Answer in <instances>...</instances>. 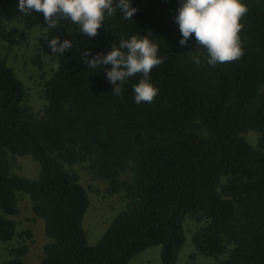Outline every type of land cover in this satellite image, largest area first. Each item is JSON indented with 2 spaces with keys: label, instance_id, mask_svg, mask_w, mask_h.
<instances>
[{
  "label": "trees",
  "instance_id": "obj_1",
  "mask_svg": "<svg viewBox=\"0 0 264 264\" xmlns=\"http://www.w3.org/2000/svg\"><path fill=\"white\" fill-rule=\"evenodd\" d=\"M17 2L0 0V40H9L12 26L35 32L53 68L45 103L35 111L0 56L3 264H27L34 237L19 232L14 219L26 197L43 223L40 264H129L155 246L162 264H176L189 222L197 254H227L220 264H264V0H244L242 55L215 66L194 39L179 44L174 16L181 0H132L133 19L117 11L94 37L66 18L49 27L40 12H17ZM139 33L157 43L161 62L150 72L157 95L136 104L139 74L116 95L102 66L88 68L87 60ZM53 38L72 47L53 54L47 44ZM26 157L39 166L33 179L16 171L17 159ZM84 180L124 205L95 245L83 226L93 188Z\"/></svg>",
  "mask_w": 264,
  "mask_h": 264
},
{
  "label": "clouds",
  "instance_id": "obj_2",
  "mask_svg": "<svg viewBox=\"0 0 264 264\" xmlns=\"http://www.w3.org/2000/svg\"><path fill=\"white\" fill-rule=\"evenodd\" d=\"M16 8L26 15L33 10L42 13L49 27L66 18L87 37L97 35L105 19L117 11L125 20L133 19L137 11L132 0H18ZM247 11L244 0H181L174 16L181 37L179 44L187 46L190 38L194 39L206 53L210 66L238 59L242 55L241 19ZM47 44L53 54H64L72 47L67 39L53 38ZM192 61L199 65L201 58L193 56ZM160 62L157 43L148 34L139 33L119 39L106 54L87 60V65L88 68L102 66L116 95H120L121 85L139 74L141 78L133 84L132 91L134 102L141 104L151 103L157 95L158 89L150 82V72Z\"/></svg>",
  "mask_w": 264,
  "mask_h": 264
},
{
  "label": "rangeland",
  "instance_id": "obj_3",
  "mask_svg": "<svg viewBox=\"0 0 264 264\" xmlns=\"http://www.w3.org/2000/svg\"><path fill=\"white\" fill-rule=\"evenodd\" d=\"M9 30L8 41L0 40V56L6 57L8 64L13 68L19 79L24 83L28 91L29 105L35 110H40L44 103V87L52 72V64L48 58H44L34 40L35 32H23L17 27V31ZM41 55V61L38 55ZM39 166L31 158L17 159V173L20 176L33 179L37 177ZM85 186L90 183L84 180ZM93 187V183H92ZM90 188V187H89ZM98 188L99 191L93 190ZM90 188L91 204L83 220V226L87 232L90 245H95L112 222L113 217L120 212L122 202L116 196L105 195L104 188L97 183ZM30 201L26 198L21 200V212L14 219L18 224V231L30 230L34 237V242L28 241L29 251L25 257L27 264H40L42 247L46 243L43 232V223L35 218L31 212ZM186 242L181 249L176 264H220L227 254L220 257H207L196 252L192 242V234L195 225L192 222L186 223ZM8 259V246L0 241V264ZM129 264H162L161 247H150L134 257Z\"/></svg>",
  "mask_w": 264,
  "mask_h": 264
}]
</instances>
